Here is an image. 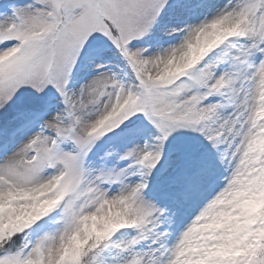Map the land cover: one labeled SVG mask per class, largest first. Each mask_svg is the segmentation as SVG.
<instances>
[{
    "label": "snow or ice",
    "instance_id": "obj_1",
    "mask_svg": "<svg viewBox=\"0 0 264 264\" xmlns=\"http://www.w3.org/2000/svg\"><path fill=\"white\" fill-rule=\"evenodd\" d=\"M0 264H264V0L0 2Z\"/></svg>",
    "mask_w": 264,
    "mask_h": 264
},
{
    "label": "rangeland",
    "instance_id": "obj_2",
    "mask_svg": "<svg viewBox=\"0 0 264 264\" xmlns=\"http://www.w3.org/2000/svg\"><path fill=\"white\" fill-rule=\"evenodd\" d=\"M3 2V0H0ZM227 0H202V7L204 11L210 12L215 9V7H222ZM188 22H195V17L192 16H179L176 14H165L164 22L161 28H158L155 33L148 37L145 40L144 46L149 47L151 52L157 50L162 51L164 48H167L173 44L179 43L178 39H174L172 36L165 34L162 30L165 25L171 24L175 25H184ZM179 35V34H176ZM98 47L93 51L88 58H86V68H83L82 71L78 73V79H91L97 74L94 63H87V60H94L97 63L107 64L113 71H120V68L117 65H123V61L114 51L106 50L104 45L97 42ZM143 124H147V121H144ZM149 127H151L149 125ZM195 135V134H193ZM141 144L144 143V140L140 141ZM179 143L178 140H173L170 147H175ZM126 140L123 136L109 137L101 142H99L91 154L90 159L94 161V167L97 169L104 168L106 171L112 169L113 167H125L130 161H119L117 155L106 156V153L111 152L115 149H118L122 154L125 151ZM103 158V159H101ZM138 177H133L132 179H137ZM118 187V186H116ZM168 201L162 200L161 204H167ZM170 206V205H169ZM131 231V230H128ZM118 238L126 239L127 237H122L117 234Z\"/></svg>",
    "mask_w": 264,
    "mask_h": 264
}]
</instances>
